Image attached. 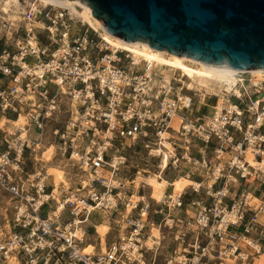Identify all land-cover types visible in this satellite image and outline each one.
<instances>
[{"label":"built area","instance_id":"built-area-1","mask_svg":"<svg viewBox=\"0 0 264 264\" xmlns=\"http://www.w3.org/2000/svg\"><path fill=\"white\" fill-rule=\"evenodd\" d=\"M18 1L6 11L0 0V191L13 207L0 222V264L263 258L264 73L237 71L220 91L181 89L70 9ZM49 146L80 171L76 187L48 182ZM144 154L168 180L158 203L140 172L124 176ZM94 218L118 232L105 251H86Z\"/></svg>","mask_w":264,"mask_h":264},{"label":"water","instance_id":"water-1","mask_svg":"<svg viewBox=\"0 0 264 264\" xmlns=\"http://www.w3.org/2000/svg\"><path fill=\"white\" fill-rule=\"evenodd\" d=\"M112 35L204 63L264 69V0H81Z\"/></svg>","mask_w":264,"mask_h":264},{"label":"bare ground","instance_id":"bare-ground-1","mask_svg":"<svg viewBox=\"0 0 264 264\" xmlns=\"http://www.w3.org/2000/svg\"><path fill=\"white\" fill-rule=\"evenodd\" d=\"M43 5H54L58 7H64L70 9L73 13L77 14L85 23H87L92 28L101 31L104 33L106 40L113 48H119L128 52H131L138 60H145L155 64L159 67L163 73H165L166 77H168L169 73H172V76L177 85L181 89H213L217 87V90H222L224 88L230 89L232 83H236L233 75L239 71L237 69L231 68L226 65H215L204 63L200 60L192 59L186 56H180L172 54L168 51H160L153 49L148 43L143 41L138 42H129L119 37H116L109 33L107 29L102 24L101 20L96 18L93 14L92 8L83 3L81 0H37ZM18 0H4L5 10L9 11L12 9L13 5H16ZM12 18H16V15L11 14ZM92 21V22H91ZM97 25L98 27H94L92 24ZM194 66H197V70L194 71ZM177 69L180 70L181 76L177 75ZM250 72L253 76L261 78L263 77L264 69H254L251 71H243ZM187 76L189 79H192L191 83L193 85H187V80L185 79ZM23 121V118L20 119L19 123ZM5 120L3 121V123ZM168 164L167 158H163L161 163V168L166 169ZM155 167V166H153ZM157 174H152L150 176H144L141 174L139 176V180H146L148 186L153 188L157 194L155 198V202L158 203L161 199L165 189L167 188L168 181L165 176L156 168ZM65 172L62 170V166L52 167L49 169L47 175L54 176L55 186L57 187L61 181H64ZM140 174V173H139ZM65 183V182H64ZM176 189L181 190L182 186L178 182L176 183ZM95 221H92V225L94 229H96L95 234L100 238V242L98 247L88 245L86 251L88 252H98L105 251L107 248V235L111 230V227L108 225V219L105 221H98L94 225ZM257 257H250L247 259L245 264H252V260L260 261ZM260 264V263H259Z\"/></svg>","mask_w":264,"mask_h":264},{"label":"rangeland","instance_id":"rangeland-1","mask_svg":"<svg viewBox=\"0 0 264 264\" xmlns=\"http://www.w3.org/2000/svg\"><path fill=\"white\" fill-rule=\"evenodd\" d=\"M92 25L96 28L98 27L97 25H94V23ZM194 67H195L194 71H196L197 66H194ZM176 71H177V75L179 76L182 75L179 69H177ZM185 79L187 80V85H193V83H191L192 79H189L187 76H185ZM69 109H70V103L67 100H65L63 103V106L61 107L60 112L57 115V119H56V122H54V124H57L59 126L63 125L70 116V113L68 111ZM40 156L41 155H39V157ZM42 158L44 159V161L50 160L49 162L43 164L46 166V169L48 172H49V169L52 167L62 166V170L65 172L64 174L65 177H64V181H61L59 185L57 186V188H62L63 185H67V188H70V189L76 187L75 181H76V178L79 177V175L81 174L80 171L77 170V168H75L72 165V163H70L67 159L62 158L60 155H57L56 150H54V146L47 147L45 151L43 152ZM156 163H157V160H152L151 158L147 156V154H144L143 157L135 156L131 159L129 163V167L126 170L127 172L126 174H124V176H126L127 178L134 179L137 172H140L139 176H141V174L144 176H150L152 174H157L158 172L156 171L155 167H153V166H156ZM146 173H149V175ZM139 176L136 180L137 185H139V183L141 182L139 180ZM53 177L50 176L48 182L55 185V180ZM145 190L150 191L148 187H146ZM12 215H13L12 202L10 201L9 197L6 194L0 191V222L4 227L5 225H7V221L9 219H12ZM106 219H99V220L105 221ZM97 222L98 221H95L94 225ZM108 222H109L108 225L111 227V230L107 235V244H109L111 241H113L118 236L116 227L113 224V219L111 220L108 219ZM95 231L96 229L94 231H91V243L90 244L92 246L98 247L100 238H98L99 236L95 234ZM148 243L149 245H151L152 241ZM263 261H264V257L261 258L262 264H263Z\"/></svg>","mask_w":264,"mask_h":264},{"label":"crops","instance_id":"crops-1","mask_svg":"<svg viewBox=\"0 0 264 264\" xmlns=\"http://www.w3.org/2000/svg\"><path fill=\"white\" fill-rule=\"evenodd\" d=\"M168 181V180H167ZM177 182L179 183V184H181V186H182V188L185 186V185H187L188 184V182L185 180V179H181V180H177ZM176 182V183H177ZM168 186V185H167ZM147 187H149V190L150 191H148V197H150L151 199H153L154 201H155V198L157 197L156 196V194H157V192L153 189V188H151L150 186H148L147 185ZM92 221H100L99 219H97V218H94V219H92ZM92 221H91V225H92ZM93 226V225H92ZM92 231H94L93 229H92ZM263 241H264V239H263ZM261 258L262 257H259L258 259L260 260V261H257L256 259L255 260H252V264H262V262H261Z\"/></svg>","mask_w":264,"mask_h":264}]
</instances>
